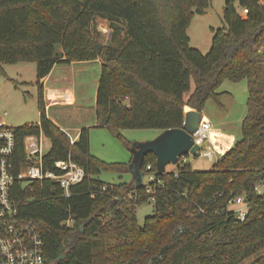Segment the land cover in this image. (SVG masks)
Segmentation results:
<instances>
[{
	"label": "trees",
	"instance_id": "16d2710c",
	"mask_svg": "<svg viewBox=\"0 0 264 264\" xmlns=\"http://www.w3.org/2000/svg\"><path fill=\"white\" fill-rule=\"evenodd\" d=\"M211 0H0V76L4 64L36 65L39 124L14 128L16 155L22 140L40 130L50 140L44 167L72 161L84 180L68 197L52 180L16 185L20 218L41 233L45 264H264V0H226L225 27L213 31L206 55L190 48L187 26ZM245 10L240 15L235 5ZM105 20L110 39L97 51ZM99 61L95 93L97 123L125 146L121 130L181 128L184 107L202 112L219 104L225 82L246 81L248 113L241 138L207 171L180 162L174 172L156 173L161 182L147 194L131 182L106 184L100 171L128 173L127 165L91 156L89 131L74 144L47 117L43 84L55 65ZM193 85V90L191 89ZM189 96L184 98L185 94ZM187 157V156H186ZM155 157L144 158L142 170ZM127 194L134 197H127ZM154 201L150 202V198ZM242 197L248 211L240 221L230 200ZM153 213L137 224L141 205ZM109 215L108 219L105 217ZM71 225H67V222ZM80 228L83 229L80 233Z\"/></svg>",
	"mask_w": 264,
	"mask_h": 264
},
{
	"label": "rangeland",
	"instance_id": "374dc122",
	"mask_svg": "<svg viewBox=\"0 0 264 264\" xmlns=\"http://www.w3.org/2000/svg\"><path fill=\"white\" fill-rule=\"evenodd\" d=\"M225 1L211 0L210 7L203 14L194 15L187 26L186 32L190 48L198 50L202 55H206L211 48L213 31L225 27L222 16ZM235 7L240 15L245 14V10L239 5L236 4ZM95 25L96 29L103 35L99 38V44L102 46L110 39L111 31L108 23L101 19H95ZM2 67L5 75L0 76V121L12 128L37 124L39 112L37 108V86L35 84V63L18 62L15 64H4ZM99 75V61L54 67L46 80V86L49 89L55 88L59 90L64 89V86H69L75 100L71 105L51 108L46 112L47 117L51 119L56 127L62 131L69 132L72 138L82 129L87 128L90 138L89 151L94 158L106 163L128 164L131 159L129 145L125 146L109 130L105 127H100L95 117V93ZM217 92L220 95L219 104L210 99L206 102L203 113H200L208 117V122L213 128V134L214 132L217 134L215 136L216 140H220L222 138L220 136L227 134L237 141L241 138V122L248 113V107L246 106L249 97L247 82L245 80L237 83L225 81ZM184 98L186 99V95ZM202 120H205L204 117ZM160 133L161 131L155 129L120 131L121 136L130 144L153 140ZM211 141L216 149L212 137ZM183 162L189 164L192 170L197 171L210 170L215 164L213 161H208L207 158L194 157L192 155L185 157ZM166 171L174 172L175 166H167ZM96 178L103 183L111 185L119 184L120 182L128 183L131 180V176L128 173L119 176L107 171H100ZM261 193H264L263 187L261 188ZM152 213V203L138 207L136 212L137 224L142 226L144 219L151 216ZM109 217L107 215L105 219ZM80 229L83 231L82 228ZM259 253L264 255V249ZM254 259L255 256L241 264H251Z\"/></svg>",
	"mask_w": 264,
	"mask_h": 264
},
{
	"label": "built area",
	"instance_id": "2783aa9c",
	"mask_svg": "<svg viewBox=\"0 0 264 264\" xmlns=\"http://www.w3.org/2000/svg\"><path fill=\"white\" fill-rule=\"evenodd\" d=\"M34 125L40 127L39 122ZM62 132L69 138L72 146L77 139ZM212 134L211 124L201 120L192 138L194 145L199 148L200 156L217 163L224 154L214 148ZM22 145L23 154L20 157L16 155L14 128L0 121V264H45L41 233L31 220L18 215V206L13 197L14 188L16 185L52 180L62 190L63 197H68L70 189L81 183L86 174L84 168L70 158L55 161L53 170L45 169V156L51 148V142L41 130L38 135L25 136ZM183 160L185 161V157L181 162ZM156 173L150 165L144 170L142 184L147 194H153V188L161 185ZM258 185L255 189L261 194L262 187ZM127 197L134 195L127 194ZM149 200L153 202L154 197ZM229 208H233L240 221L246 219L248 207L242 197L230 200ZM66 224L69 225L70 222Z\"/></svg>",
	"mask_w": 264,
	"mask_h": 264
},
{
	"label": "water",
	"instance_id": "95a60500",
	"mask_svg": "<svg viewBox=\"0 0 264 264\" xmlns=\"http://www.w3.org/2000/svg\"><path fill=\"white\" fill-rule=\"evenodd\" d=\"M100 44L94 46L97 51ZM203 116L200 112L189 110L184 113V121L181 128L167 129L162 131L157 137L150 141L135 142L129 145L131 159L127 165L128 174L131 176L130 182L135 188L143 186L144 171L142 170L144 158L148 154L155 157V170L158 174H165L166 167L178 165L182 158L192 155L199 157V148L194 145L192 134L198 128ZM80 233L82 231L80 230ZM65 258L61 255L56 264Z\"/></svg>",
	"mask_w": 264,
	"mask_h": 264
},
{
	"label": "crops",
	"instance_id": "0c3cea01",
	"mask_svg": "<svg viewBox=\"0 0 264 264\" xmlns=\"http://www.w3.org/2000/svg\"><path fill=\"white\" fill-rule=\"evenodd\" d=\"M105 21V20H103ZM100 32V31H99ZM101 33V32H100ZM109 35V33H107ZM103 36V35H102ZM108 41V40H107ZM106 41V43H107ZM105 45V44H104ZM97 61V60H96ZM73 64V63H71ZM71 64L69 65H55L54 67L56 66H70ZM53 67V69H54ZM52 69V71H53ZM51 71V72H52ZM50 72V74H51ZM49 74V75H50ZM48 75V76H49ZM48 76L46 78H44L42 80V84H43V95H44V102H45V109H46V112L49 111L51 108L53 107H59V106H63V105H71L73 103V101L75 100L74 98V95H73V92L71 91L70 87L69 86H64V89H49L47 86H46V80L48 79ZM193 90V87L191 88ZM186 97L189 96V93L188 94H185ZM190 109L188 107H185L184 108V113L186 111H189ZM203 113V111H202ZM201 113V114H202ZM47 115V113H46ZM202 116L204 117L205 120L209 121L208 117H206L204 114H202ZM49 119V118H48ZM51 121V119H49ZM52 122V121H51ZM53 123V122H52ZM99 124V123H98ZM60 129V128H59ZM61 130V129H60ZM62 131V130H61ZM64 131V130H63ZM69 134V132H67ZM78 134L77 133L75 135V139H77L78 137ZM70 135V134H69ZM217 134L214 132L213 136H212V140L215 144V147L216 149L220 152V153H224L226 150H228L229 146L231 148V146L234 144V138L230 135H227L225 134V136H220L222 137L220 140H216L215 139V136ZM71 136V135H70ZM229 148V149H230ZM129 163V162H128ZM130 182V181H129ZM128 182V183H129Z\"/></svg>",
	"mask_w": 264,
	"mask_h": 264
},
{
	"label": "bare ground",
	"instance_id": "6f19581e",
	"mask_svg": "<svg viewBox=\"0 0 264 264\" xmlns=\"http://www.w3.org/2000/svg\"><path fill=\"white\" fill-rule=\"evenodd\" d=\"M213 136V135H212Z\"/></svg>",
	"mask_w": 264,
	"mask_h": 264
}]
</instances>
